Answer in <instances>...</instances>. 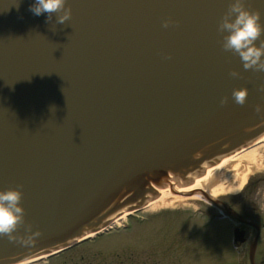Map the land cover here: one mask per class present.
Returning a JSON list of instances; mask_svg holds the SVG:
<instances>
[{
    "label": "water",
    "instance_id": "95a60500",
    "mask_svg": "<svg viewBox=\"0 0 264 264\" xmlns=\"http://www.w3.org/2000/svg\"><path fill=\"white\" fill-rule=\"evenodd\" d=\"M33 3L0 0V189L22 186L26 223L41 234L30 245L0 237V264L106 233L166 188L254 225L206 190H177L264 136V72L222 47L229 0H69L64 24ZM248 6L264 22V0ZM242 87L243 105L232 96Z\"/></svg>",
    "mask_w": 264,
    "mask_h": 264
},
{
    "label": "rangeland",
    "instance_id": "374dc122",
    "mask_svg": "<svg viewBox=\"0 0 264 264\" xmlns=\"http://www.w3.org/2000/svg\"><path fill=\"white\" fill-rule=\"evenodd\" d=\"M261 155L263 167L248 178L238 193L216 198L257 205L264 223V153ZM197 195L126 217V227L120 224V229H112L60 256L29 264H251L248 247L254 230L226 218ZM204 211L216 212L222 218L212 222ZM235 228L246 230L245 244L234 243Z\"/></svg>",
    "mask_w": 264,
    "mask_h": 264
},
{
    "label": "clouds",
    "instance_id": "9594fccd",
    "mask_svg": "<svg viewBox=\"0 0 264 264\" xmlns=\"http://www.w3.org/2000/svg\"><path fill=\"white\" fill-rule=\"evenodd\" d=\"M30 11L36 16L46 13L48 21H52L55 15L58 24L68 22L72 15L69 0H34ZM261 16L259 9L248 6V0H229L218 25L223 49L238 55L245 70L264 72V22ZM170 23L171 20H165L164 26L168 27ZM230 75L238 78L240 73L233 70ZM232 96L236 103L243 105L247 100L248 89H234ZM262 109L264 106L257 105L258 112ZM51 111L55 112L54 106ZM22 200V186L0 189V237L6 236L10 241L30 245L41 233L39 229L33 231V226L26 223V209ZM21 225H25L23 234L17 231Z\"/></svg>",
    "mask_w": 264,
    "mask_h": 264
},
{
    "label": "bare ground",
    "instance_id": "6f19581e",
    "mask_svg": "<svg viewBox=\"0 0 264 264\" xmlns=\"http://www.w3.org/2000/svg\"><path fill=\"white\" fill-rule=\"evenodd\" d=\"M262 153H264V136L251 149L228 156L218 165L209 168L206 175L198 178L192 186L177 190L181 193L197 189L209 190L213 197H217L220 194H236L243 188L248 178L263 167ZM192 198L194 196L184 197L182 194L176 195L171 188H166L155 201L149 204L148 209L168 207L171 204L181 203ZM125 216H121L113 224L122 223ZM23 264H29V262Z\"/></svg>",
    "mask_w": 264,
    "mask_h": 264
},
{
    "label": "flooded vegetation",
    "instance_id": "af4514ba",
    "mask_svg": "<svg viewBox=\"0 0 264 264\" xmlns=\"http://www.w3.org/2000/svg\"><path fill=\"white\" fill-rule=\"evenodd\" d=\"M245 195V194H244ZM242 195V197L244 196ZM246 196V195H245ZM223 202H225L231 209L235 210L237 213H239L241 216H243L245 219L249 220V221H252L254 223V225H251V224H242L246 227H249L251 228L252 230H254V234H253V237L251 238L250 242H249V247H248V255H249V260H250V248H251V244L253 242V239L256 235V226L259 225V229H260V234H259V238H258V242H257V247H256V252H255V263L256 264H264V239H262L261 241V232L264 228V223L262 221V217H261V214L260 212L258 211V207L257 205H251L249 203H244V202H240L239 200H235V201H232L230 202V199L229 200H224V199H221ZM213 205V204H211ZM213 207L219 211H221L217 206H214ZM204 215H206V217L210 218V220L212 222H217V220L219 218H222V216L220 217L216 212H213V211H204ZM221 213L226 217V218H229V219H232V220H235L234 218H232L230 216V214H228L227 212L225 211H221ZM236 221V220H235ZM242 230L245 231V235H246V230L244 228H241ZM246 243V242H245ZM243 243V244H245ZM238 245H242V244H238ZM75 249V248H74ZM73 250V249H72ZM64 254V253H63ZM62 255V254H61ZM60 256V255H58ZM57 257V256H56ZM55 258V257H54ZM53 259V258H51ZM50 260V259H49Z\"/></svg>",
    "mask_w": 264,
    "mask_h": 264
}]
</instances>
